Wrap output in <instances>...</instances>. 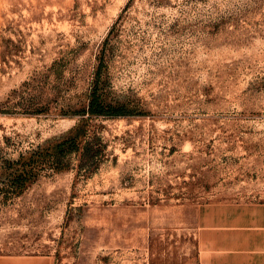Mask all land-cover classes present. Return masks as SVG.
<instances>
[{"label":"rangeland","instance_id":"obj_1","mask_svg":"<svg viewBox=\"0 0 264 264\" xmlns=\"http://www.w3.org/2000/svg\"><path fill=\"white\" fill-rule=\"evenodd\" d=\"M216 201H264V0H0V254L197 264Z\"/></svg>","mask_w":264,"mask_h":264},{"label":"crops","instance_id":"obj_2","mask_svg":"<svg viewBox=\"0 0 264 264\" xmlns=\"http://www.w3.org/2000/svg\"><path fill=\"white\" fill-rule=\"evenodd\" d=\"M197 264H264V201H216L196 214ZM0 264H55L48 254H0Z\"/></svg>","mask_w":264,"mask_h":264},{"label":"trees","instance_id":"obj_3","mask_svg":"<svg viewBox=\"0 0 264 264\" xmlns=\"http://www.w3.org/2000/svg\"><path fill=\"white\" fill-rule=\"evenodd\" d=\"M88 112L91 114H104V115H122L125 111L122 107H105L103 103L100 101L96 92L91 94V99L89 101V109ZM81 127L78 126L74 130H72L69 136L64 140L62 138H55L53 140H49V147L44 148L41 146L42 152L50 153L53 157L52 163L54 164L55 168L60 169L66 167L65 161L62 159V155L70 150L69 146L67 145L68 141L74 143V146H77L76 142L79 139L81 134ZM77 148V147H76ZM40 150H35L30 152L28 155H22L19 159V167H18V174L16 175L15 179L18 182H24L31 179V176L35 174L36 170L39 169L41 159L43 153Z\"/></svg>","mask_w":264,"mask_h":264}]
</instances>
